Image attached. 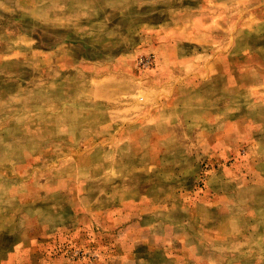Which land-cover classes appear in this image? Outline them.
<instances>
[{
  "label": "rangeland",
  "instance_id": "1",
  "mask_svg": "<svg viewBox=\"0 0 264 264\" xmlns=\"http://www.w3.org/2000/svg\"><path fill=\"white\" fill-rule=\"evenodd\" d=\"M0 264H264V0H0Z\"/></svg>",
  "mask_w": 264,
  "mask_h": 264
}]
</instances>
